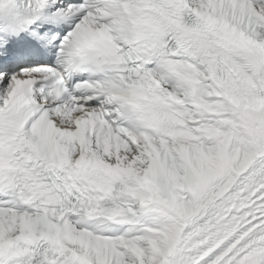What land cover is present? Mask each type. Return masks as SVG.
<instances>
[{
  "label": "snow or ice",
  "instance_id": "obj_1",
  "mask_svg": "<svg viewBox=\"0 0 264 264\" xmlns=\"http://www.w3.org/2000/svg\"><path fill=\"white\" fill-rule=\"evenodd\" d=\"M0 264H264V0H0Z\"/></svg>",
  "mask_w": 264,
  "mask_h": 264
}]
</instances>
